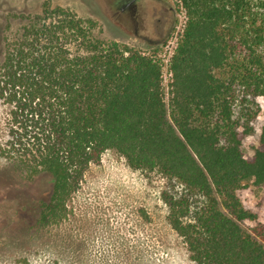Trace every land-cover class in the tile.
<instances>
[{
  "label": "trees",
  "instance_id": "1",
  "mask_svg": "<svg viewBox=\"0 0 264 264\" xmlns=\"http://www.w3.org/2000/svg\"><path fill=\"white\" fill-rule=\"evenodd\" d=\"M180 1L168 98L158 48L96 38L94 22L60 8L16 16L25 24L0 33L1 177L16 190L48 183L22 209L27 229L50 228L115 150L185 188L162 199L195 264H264L263 228L243 225L256 214L237 196L246 182L264 185V127L253 157L243 151L264 98V0Z\"/></svg>",
  "mask_w": 264,
  "mask_h": 264
},
{
  "label": "rangeland",
  "instance_id": "2",
  "mask_svg": "<svg viewBox=\"0 0 264 264\" xmlns=\"http://www.w3.org/2000/svg\"><path fill=\"white\" fill-rule=\"evenodd\" d=\"M105 1L0 0V33L15 32L25 24L16 16L57 12L56 8L74 12L94 22L96 38L147 52L158 48L168 98V62L186 21L179 0L156 3L150 28L138 33L129 19L106 9ZM258 102L261 113L255 133L243 141L246 158L253 157L264 127V98ZM4 165L0 160V264H23L24 260L31 264H195L183 239L171 228L168 207L162 199L164 192L181 194L186 190L160 172L135 170L118 152L108 150L99 163L91 165L81 187L68 201L67 220L37 230L26 228L30 226L26 223L29 216L22 206L46 193L48 183L11 188L1 177L5 175ZM237 196L245 209L256 214V221L243 225L260 231L263 228L264 232V185L246 182ZM191 202L199 207L202 198L194 195Z\"/></svg>",
  "mask_w": 264,
  "mask_h": 264
},
{
  "label": "flooded vegetation",
  "instance_id": "3",
  "mask_svg": "<svg viewBox=\"0 0 264 264\" xmlns=\"http://www.w3.org/2000/svg\"><path fill=\"white\" fill-rule=\"evenodd\" d=\"M160 0H106L104 7L115 14L129 19L137 33L150 28L152 12ZM163 24V23H162ZM165 25V23H164ZM146 42V38H142Z\"/></svg>",
  "mask_w": 264,
  "mask_h": 264
},
{
  "label": "built area",
  "instance_id": "4",
  "mask_svg": "<svg viewBox=\"0 0 264 264\" xmlns=\"http://www.w3.org/2000/svg\"><path fill=\"white\" fill-rule=\"evenodd\" d=\"M180 4H181V1L179 0ZM182 6V5H181ZM183 8V7H182ZM185 11V10H184ZM185 18H186V21H187V16H186V12H185ZM186 21H185V24H184V27H183V31H184V28H185V25H186ZM183 33V32H182ZM178 43V42H177ZM177 46V45H176ZM174 52V51H173ZM173 54V53H172ZM172 56V55H171ZM171 58V57H170ZM170 61V60H169ZM169 64V62H168Z\"/></svg>",
  "mask_w": 264,
  "mask_h": 264
}]
</instances>
